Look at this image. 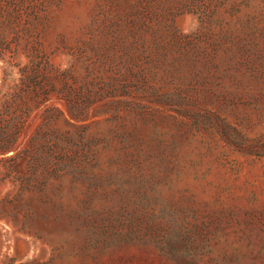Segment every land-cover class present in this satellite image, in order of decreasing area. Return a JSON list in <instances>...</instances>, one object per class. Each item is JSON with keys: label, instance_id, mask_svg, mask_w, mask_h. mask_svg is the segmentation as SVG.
<instances>
[{"label": "rangeland", "instance_id": "374dc122", "mask_svg": "<svg viewBox=\"0 0 264 264\" xmlns=\"http://www.w3.org/2000/svg\"><path fill=\"white\" fill-rule=\"evenodd\" d=\"M0 264H264V0H0Z\"/></svg>", "mask_w": 264, "mask_h": 264}]
</instances>
